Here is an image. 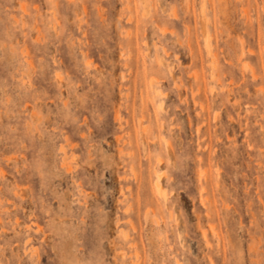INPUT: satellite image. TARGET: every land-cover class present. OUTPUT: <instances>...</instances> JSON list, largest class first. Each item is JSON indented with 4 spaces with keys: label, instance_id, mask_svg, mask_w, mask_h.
I'll return each mask as SVG.
<instances>
[{
    "label": "rangeland",
    "instance_id": "374dc122",
    "mask_svg": "<svg viewBox=\"0 0 264 264\" xmlns=\"http://www.w3.org/2000/svg\"><path fill=\"white\" fill-rule=\"evenodd\" d=\"M0 173V264H264V0H0Z\"/></svg>",
    "mask_w": 264,
    "mask_h": 264
},
{
    "label": "bare ground",
    "instance_id": "6f19581e",
    "mask_svg": "<svg viewBox=\"0 0 264 264\" xmlns=\"http://www.w3.org/2000/svg\"><path fill=\"white\" fill-rule=\"evenodd\" d=\"M1 174V173H0ZM156 186L159 188V180H156ZM213 228V227H212Z\"/></svg>",
    "mask_w": 264,
    "mask_h": 264
}]
</instances>
